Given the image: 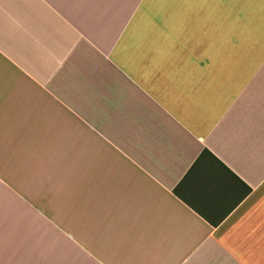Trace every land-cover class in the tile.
<instances>
[{
	"label": "crops",
	"instance_id": "obj_1",
	"mask_svg": "<svg viewBox=\"0 0 264 264\" xmlns=\"http://www.w3.org/2000/svg\"><path fill=\"white\" fill-rule=\"evenodd\" d=\"M0 264H264V0H0Z\"/></svg>",
	"mask_w": 264,
	"mask_h": 264
}]
</instances>
